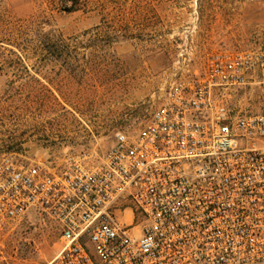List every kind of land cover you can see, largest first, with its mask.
<instances>
[{
  "label": "built area",
  "instance_id": "obj_1",
  "mask_svg": "<svg viewBox=\"0 0 264 264\" xmlns=\"http://www.w3.org/2000/svg\"><path fill=\"white\" fill-rule=\"evenodd\" d=\"M264 62L211 56L174 81L136 134L62 171L0 162V236L36 216L59 233L46 264H264V112L231 95ZM0 264H14L0 238Z\"/></svg>",
  "mask_w": 264,
  "mask_h": 264
},
{
  "label": "rangeland",
  "instance_id": "obj_2",
  "mask_svg": "<svg viewBox=\"0 0 264 264\" xmlns=\"http://www.w3.org/2000/svg\"><path fill=\"white\" fill-rule=\"evenodd\" d=\"M230 52L264 62V0H0V162L99 161L174 81ZM229 104L264 112V68ZM59 237L36 216L0 236L14 264H46Z\"/></svg>",
  "mask_w": 264,
  "mask_h": 264
},
{
  "label": "trees",
  "instance_id": "obj_3",
  "mask_svg": "<svg viewBox=\"0 0 264 264\" xmlns=\"http://www.w3.org/2000/svg\"><path fill=\"white\" fill-rule=\"evenodd\" d=\"M76 8H77V3H73L69 9H71V11H74ZM49 41L51 40L49 39Z\"/></svg>",
  "mask_w": 264,
  "mask_h": 264
}]
</instances>
